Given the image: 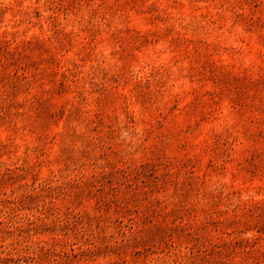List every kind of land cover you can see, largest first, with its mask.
<instances>
[{
  "label": "rangeland",
  "instance_id": "rangeland-1",
  "mask_svg": "<svg viewBox=\"0 0 264 264\" xmlns=\"http://www.w3.org/2000/svg\"><path fill=\"white\" fill-rule=\"evenodd\" d=\"M0 264H264V0H0Z\"/></svg>",
  "mask_w": 264,
  "mask_h": 264
}]
</instances>
